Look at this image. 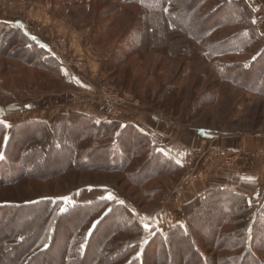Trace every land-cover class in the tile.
<instances>
[{"label": "rangeland", "instance_id": "obj_1", "mask_svg": "<svg viewBox=\"0 0 264 264\" xmlns=\"http://www.w3.org/2000/svg\"><path fill=\"white\" fill-rule=\"evenodd\" d=\"M246 2L253 11L249 24L238 20L221 27L195 41V52L184 56L175 46L137 48L144 13L139 2L0 0V163H8L16 143L27 142L30 132L43 128L40 123L54 128L61 116L76 113L115 122L118 130L135 127L151 143L150 148L139 146L143 156L126 169L76 167L48 180L27 177L0 186V206L52 198L67 211L83 188L99 189L103 207L86 231L90 233L117 206L127 205L145 230L143 246L136 252L140 255L158 234L184 225L185 206L214 186L226 187L239 178L257 188L243 206L244 215L233 218L221 238L249 227L246 245L252 251V225L259 222L258 229L264 231V0ZM216 4L210 0L203 8L212 12ZM158 5L167 8L168 3ZM168 37L188 39L185 33ZM259 58L258 70L246 72ZM229 67L236 70L235 77ZM112 109L118 117L112 116ZM84 129L82 125L78 131ZM41 140L34 143L40 145ZM90 145L87 139L76 147L80 152ZM150 152L167 157L176 169L141 184L143 177L136 176ZM14 172L5 169L0 181L10 180ZM161 217L169 222L163 229ZM192 226L198 245L211 259L231 254L223 243L216 242L222 249L209 245L210 238L207 243ZM129 238L124 232L114 239L127 245ZM253 252L264 261V241L263 250L255 247ZM156 259L161 260V254Z\"/></svg>", "mask_w": 264, "mask_h": 264}, {"label": "trees", "instance_id": "obj_2", "mask_svg": "<svg viewBox=\"0 0 264 264\" xmlns=\"http://www.w3.org/2000/svg\"><path fill=\"white\" fill-rule=\"evenodd\" d=\"M127 1L141 2L137 5L144 11L137 48L143 45L161 50L162 46L168 49L175 46L179 48V55L184 56L195 52V41L207 39L219 28L237 23L234 21L249 24L253 17L246 0H216L218 8L212 12L209 7L203 8L210 0ZM159 1L167 2V8L166 5H158ZM170 3L176 9L170 8ZM201 9H204V13ZM203 14L208 17L205 19L201 16ZM177 33H185L189 40H169L168 36ZM223 46L225 44H219V47ZM222 51L230 52L231 49ZM260 59L246 72L258 70L256 64ZM229 68L230 75L235 77L236 70ZM40 125L43 128L37 133L30 132L32 135L27 142H15L17 146L10 154L9 164L0 163L2 174L5 169L15 170L10 180L0 181V186L11 185L27 177L48 180L76 167L90 170L126 169L134 159L143 156L145 151L139 150V146L145 143L150 148L151 144L147 136L135 127L118 130L116 127L119 125L115 122L99 121L79 113L61 116L54 128L45 123ZM82 125L85 129L81 133L78 130ZM26 133L23 132L22 140ZM38 139H42L40 145L34 143ZM87 139H91V145L80 151L83 152L81 154L76 146ZM105 140L111 142L102 146ZM51 157L54 158L52 164L49 163ZM147 159L148 162L136 176L143 177L139 181L141 184L176 169V165L160 153L150 152ZM255 189L254 182L239 178L229 182L226 187L214 186L206 195L183 208L184 225L167 235L158 234L145 244L140 255H136V252L143 246L145 230L127 205L117 206L90 233L86 231L91 217L103 207V203L99 202L103 193L99 189L83 188L67 211L62 210L61 201L52 198L18 205L4 204L0 206V264H169L171 260L175 264L176 258L179 259L177 264L182 259L184 264H235L237 259H241L240 264H264L253 252L255 247L263 250L264 231L258 229L259 222L251 227L252 251L246 245L249 227L237 229L221 238L223 228L231 224L233 218L244 215L243 206ZM192 224L203 233L207 243L210 238L209 245L216 249L223 248L231 254L227 258L217 256L211 259L198 245L191 231ZM124 232L131 235L127 245L114 239ZM216 242L224 245L217 247ZM158 254H161V260L156 259Z\"/></svg>", "mask_w": 264, "mask_h": 264}, {"label": "crops", "instance_id": "obj_3", "mask_svg": "<svg viewBox=\"0 0 264 264\" xmlns=\"http://www.w3.org/2000/svg\"><path fill=\"white\" fill-rule=\"evenodd\" d=\"M101 116V115H100ZM102 118H104V116H101ZM257 188V187H256ZM169 213H170V211H169ZM163 217H161V220H163L162 221V225H161V229H163V228H166L168 225H169V222H167V221H165V219L163 218Z\"/></svg>", "mask_w": 264, "mask_h": 264}, {"label": "built area", "instance_id": "obj_4", "mask_svg": "<svg viewBox=\"0 0 264 264\" xmlns=\"http://www.w3.org/2000/svg\"><path fill=\"white\" fill-rule=\"evenodd\" d=\"M122 101H123V100H121V102H122ZM110 113H112V116H113V117H118V115L120 114V113H118V111L116 112V110L113 111V109L110 110Z\"/></svg>", "mask_w": 264, "mask_h": 264}, {"label": "snow or ice", "instance_id": "obj_5", "mask_svg": "<svg viewBox=\"0 0 264 264\" xmlns=\"http://www.w3.org/2000/svg\"><path fill=\"white\" fill-rule=\"evenodd\" d=\"M3 157H0V159H2Z\"/></svg>", "mask_w": 264, "mask_h": 264}]
</instances>
